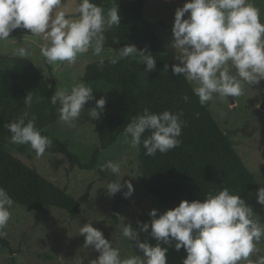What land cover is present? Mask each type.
<instances>
[{
	"label": "clouds",
	"instance_id": "9594fccd",
	"mask_svg": "<svg viewBox=\"0 0 264 264\" xmlns=\"http://www.w3.org/2000/svg\"><path fill=\"white\" fill-rule=\"evenodd\" d=\"M66 3L67 0H0V42L8 41L15 29L24 28L31 35L42 36L45 43L40 53L49 65L75 64L80 55L91 50L103 68L105 33L121 25L119 6L113 3L105 10L93 0H79L78 15L72 16ZM172 33L170 47L176 50L175 59L179 61L172 65V73L183 76L192 85L201 106L215 98L227 101L240 97L245 84L259 85L264 80V21L255 0H186L175 11ZM15 55L23 58L30 53L20 46ZM134 57L146 65L147 71L156 70V60L149 49H138L134 44L120 47L118 55L107 57V63L115 66ZM94 98L93 87L79 82L70 90L58 87L50 102L52 106L59 105L58 120L72 128L85 112V105ZM40 99L36 96L34 100V93L29 92L24 105L30 108ZM182 99L187 102L189 97L184 95ZM106 103V98L97 100L87 116L98 120ZM183 115L182 111L156 113L145 108L143 114L132 117L124 127L125 143L133 149L142 144L144 154L149 157L158 152L166 154L182 143L180 136L187 123ZM28 117L25 111L5 127L11 133L12 144L28 145L40 158L54 141L36 126L34 114ZM99 168L117 176L121 172L120 163L113 160H107ZM123 187L121 180H114L104 189L114 196ZM127 189L125 198L134 192L131 182H127ZM256 199L264 206V187L256 190ZM14 204L9 192L0 186V239L7 236L5 229ZM149 216L150 223L137 221L139 230L131 224L122 226V236L135 241V248L142 253L136 251L137 254L126 257L92 222L82 225L79 231L85 237L83 247H94L99 253L90 264H168L169 248L162 244L171 247L173 241L176 251L183 248L187 253L182 264H264V254L257 247L264 238V218L228 187L209 192L203 200H182L159 216L158 210L153 209ZM140 232L149 233L157 243L142 242Z\"/></svg>",
	"mask_w": 264,
	"mask_h": 264
},
{
	"label": "trees",
	"instance_id": "16d2710c",
	"mask_svg": "<svg viewBox=\"0 0 264 264\" xmlns=\"http://www.w3.org/2000/svg\"><path fill=\"white\" fill-rule=\"evenodd\" d=\"M93 2L105 10L113 3L120 9L121 25L105 33V47L115 49L117 54L125 44H134L138 49L147 47L151 52L167 51L165 41L145 14L147 0ZM12 33L34 36L24 28L15 29ZM117 39L119 43L114 42ZM105 61L103 68L99 67V60L89 63L82 76V81L93 87L95 98L90 100L92 108L100 98L107 100L100 118L95 119L101 149L116 143L131 118L143 114L145 108L156 113L182 111V119L187 122L180 136L181 145L166 154L158 152L155 156H146L141 144L139 179L147 196L155 197L169 210L182 200H203L209 192L228 187L249 205H258L256 190L260 186L254 175L237 151L230 134L220 126L210 103L201 106L192 92V85L183 76L173 75L172 65L177 62L156 60V70L149 72L146 65L137 59L125 58L115 66L107 63V59ZM57 88V82H49L32 58L0 53V186L9 192L15 204L39 211L59 208L76 218L89 199L93 184L79 199L75 198L12 152L16 149L15 144L10 142L11 133L5 127L27 111L28 118L34 114L36 126L43 135H47L45 129L58 121L59 105L52 106L50 102ZM29 92L34 93V100L36 96L41 98L30 108L24 105ZM184 95L189 97L187 102L182 99ZM101 149L94 152L89 164L65 148L51 147L46 152L62 153L81 169H98L101 178L108 182L118 180V176L110 171H100ZM121 201L119 196L114 202L115 218H118ZM0 244L10 247L6 238L0 239Z\"/></svg>",
	"mask_w": 264,
	"mask_h": 264
},
{
	"label": "rangeland",
	"instance_id": "374dc122",
	"mask_svg": "<svg viewBox=\"0 0 264 264\" xmlns=\"http://www.w3.org/2000/svg\"><path fill=\"white\" fill-rule=\"evenodd\" d=\"M186 0H147L145 14L152 21L156 32L167 45L166 52H151L155 60H173L177 63L176 50L170 47L173 39L172 27L175 11L182 7ZM261 10L264 21V0H255ZM79 0H67L66 8L70 15L76 16ZM189 14L185 15V18ZM10 39L0 42V53L15 55L18 47L28 49L30 57L38 68L45 74L49 82L55 80L58 87H71L82 81L86 66L99 58L92 55L91 50L77 58L75 64L57 62L49 65L40 53V47L45 43L42 36H26L10 34ZM105 59L109 55H118L113 48L105 47ZM17 56V55H15ZM133 59L139 60L138 57ZM234 71V70H233ZM234 101V102H233ZM214 116L222 129L230 134L235 147L246 165L254 175L260 187H264V80L259 85H244L243 95L230 97L227 101L215 98L210 101ZM92 108L91 101L85 105V112L75 122V127L69 128L59 120L45 129L47 136L53 141L52 148H65L80 156L85 164L93 159L96 150L101 149V141L97 131L96 120L87 116ZM24 148L19 150V148ZM12 152L24 162L37 168L46 178L59 187L66 189L75 198H80L92 183L89 199L83 204L82 212L72 218L69 213L59 208H47L44 211L28 209L14 204L10 209L11 219L5 231V237L10 247L0 244V264H90L99 256L94 247H83L85 237L80 235V227L88 222L101 230L105 238L118 247L122 257L139 253L135 241H128L121 234L122 226L131 224L139 230L137 221L150 223V211L158 210V216L168 209L158 202L155 197L147 196L139 179L138 154L140 146L131 148L125 143L123 133L116 143L106 149H101L99 161H118L121 172L118 180L124 185L122 190L110 196L104 189L108 183L101 178L98 169L86 170L79 168L69 157L62 153L46 152L37 158L30 146L15 144ZM127 182L134 187L133 194L125 198L128 191ZM122 201L118 218L114 215V202L117 197ZM253 211L264 218V206L250 205ZM120 227H117V226ZM151 229H149L150 233ZM149 233L140 232L142 242L155 245L157 241ZM173 245L168 247V264H182L187 253L182 248L176 251ZM134 245V246H133ZM264 254V238L257 245ZM137 251V253H136Z\"/></svg>",
	"mask_w": 264,
	"mask_h": 264
},
{
	"label": "water",
	"instance_id": "95a60500",
	"mask_svg": "<svg viewBox=\"0 0 264 264\" xmlns=\"http://www.w3.org/2000/svg\"><path fill=\"white\" fill-rule=\"evenodd\" d=\"M233 102H234V101H233ZM262 107H264V105H263Z\"/></svg>",
	"mask_w": 264,
	"mask_h": 264
}]
</instances>
